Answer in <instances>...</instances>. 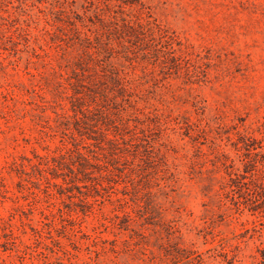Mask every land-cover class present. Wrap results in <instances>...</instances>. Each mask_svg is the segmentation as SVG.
<instances>
[{
  "label": "rangeland",
  "instance_id": "1",
  "mask_svg": "<svg viewBox=\"0 0 264 264\" xmlns=\"http://www.w3.org/2000/svg\"><path fill=\"white\" fill-rule=\"evenodd\" d=\"M263 248L264 0H0V264Z\"/></svg>",
  "mask_w": 264,
  "mask_h": 264
},
{
  "label": "trees",
  "instance_id": "2",
  "mask_svg": "<svg viewBox=\"0 0 264 264\" xmlns=\"http://www.w3.org/2000/svg\"><path fill=\"white\" fill-rule=\"evenodd\" d=\"M89 41V36L85 35L83 38H81V41L85 42V41ZM88 59L90 60H93V58L95 57L94 56V53H90L89 51H85ZM171 53H173V51H171ZM81 68V67H80ZM122 77H119V75L117 77L114 78V81L118 84V86H120L119 88L120 89H123L125 90L126 89V86L124 85L122 79ZM120 81V83H119ZM124 85V86H123ZM261 256H262V263L264 264V248L261 250Z\"/></svg>",
  "mask_w": 264,
  "mask_h": 264
}]
</instances>
